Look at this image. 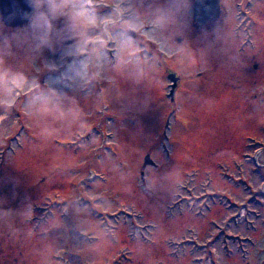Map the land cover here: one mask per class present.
Returning a JSON list of instances; mask_svg holds the SVG:
<instances>
[{"label":"rangeland","instance_id":"1","mask_svg":"<svg viewBox=\"0 0 264 264\" xmlns=\"http://www.w3.org/2000/svg\"><path fill=\"white\" fill-rule=\"evenodd\" d=\"M97 1L0 30V264H264V33Z\"/></svg>","mask_w":264,"mask_h":264},{"label":"water","instance_id":"2","mask_svg":"<svg viewBox=\"0 0 264 264\" xmlns=\"http://www.w3.org/2000/svg\"><path fill=\"white\" fill-rule=\"evenodd\" d=\"M220 0H194L188 13L198 24L216 21L222 14ZM34 13V0H0V19L8 26H20L29 22ZM175 85L176 78L170 75ZM145 163H151L150 154L145 155Z\"/></svg>","mask_w":264,"mask_h":264},{"label":"flooded vegetation","instance_id":"3","mask_svg":"<svg viewBox=\"0 0 264 264\" xmlns=\"http://www.w3.org/2000/svg\"><path fill=\"white\" fill-rule=\"evenodd\" d=\"M258 0H238L240 4V12L237 13L236 21L233 23V27L237 32H243L246 35H257L260 32L264 33V20L258 13V11L255 8V3ZM82 3V5L80 4ZM102 2V0H98L97 4ZM105 2V1H104ZM194 0H191V3H193ZM77 7L79 6H85L88 5L87 9L92 8L91 6L96 3L94 0H77ZM236 3V4H237ZM42 2L41 0H34V13L30 19L29 22H35L36 18H38V12L42 11ZM84 8V7H83ZM86 8V6H85ZM115 8V0H108V11L111 16V12H113ZM91 11V10H89ZM93 14L98 13V10H93ZM109 24L113 22L112 18L109 17ZM115 22V21H114ZM38 23V22H37ZM235 24V25H234ZM5 27H11L7 26L1 19H0V30ZM113 31L109 30L107 32L108 37H111V33ZM130 34L134 35L131 30L128 31ZM256 66H258L256 64ZM51 72H48L47 74H50Z\"/></svg>","mask_w":264,"mask_h":264}]
</instances>
